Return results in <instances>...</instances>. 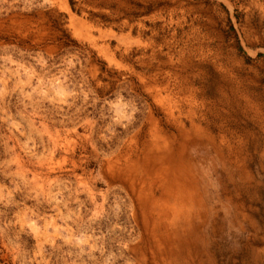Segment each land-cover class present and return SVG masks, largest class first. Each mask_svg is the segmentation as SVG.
I'll use <instances>...</instances> for the list:
<instances>
[{
  "label": "rangeland",
  "instance_id": "1",
  "mask_svg": "<svg viewBox=\"0 0 264 264\" xmlns=\"http://www.w3.org/2000/svg\"><path fill=\"white\" fill-rule=\"evenodd\" d=\"M0 264H264V0H0Z\"/></svg>",
  "mask_w": 264,
  "mask_h": 264
}]
</instances>
